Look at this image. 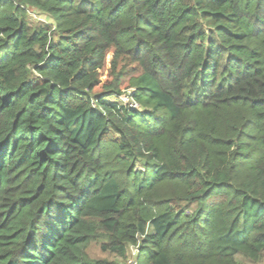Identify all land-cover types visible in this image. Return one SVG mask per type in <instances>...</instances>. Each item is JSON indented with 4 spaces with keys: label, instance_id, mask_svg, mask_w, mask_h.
<instances>
[{
    "label": "trees",
    "instance_id": "16d2710c",
    "mask_svg": "<svg viewBox=\"0 0 264 264\" xmlns=\"http://www.w3.org/2000/svg\"><path fill=\"white\" fill-rule=\"evenodd\" d=\"M136 244L264 264V0H0V264Z\"/></svg>",
    "mask_w": 264,
    "mask_h": 264
},
{
    "label": "rangeland",
    "instance_id": "374dc122",
    "mask_svg": "<svg viewBox=\"0 0 264 264\" xmlns=\"http://www.w3.org/2000/svg\"><path fill=\"white\" fill-rule=\"evenodd\" d=\"M33 14V16H32V18L33 19H35V20H47L46 19V17L44 16V15H39V14H37V13H32ZM108 65H106L105 66V68L102 70V72H101V80L102 81H105V80H107L108 79ZM126 84V82H124V85ZM125 96V95H124ZM123 96V97H124ZM125 98V97H124ZM126 99V98H125ZM88 253H89V255L91 256V257H96V256H101L102 254L100 253V251H99V249H98V247L96 246V245H91L89 248H88ZM117 260V262L119 263V264H125V261L124 260H121V259H119V258H116Z\"/></svg>",
    "mask_w": 264,
    "mask_h": 264
},
{
    "label": "built area",
    "instance_id": "2783aa9c",
    "mask_svg": "<svg viewBox=\"0 0 264 264\" xmlns=\"http://www.w3.org/2000/svg\"><path fill=\"white\" fill-rule=\"evenodd\" d=\"M124 96V95H123ZM121 97V99L124 102H128V97L124 96ZM137 256H138V245H131L128 250V256L125 259V264H137Z\"/></svg>",
    "mask_w": 264,
    "mask_h": 264
}]
</instances>
